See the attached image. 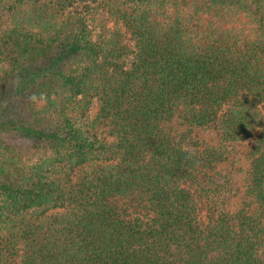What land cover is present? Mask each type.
I'll use <instances>...</instances> for the list:
<instances>
[{
  "label": "trees",
  "instance_id": "trees-1",
  "mask_svg": "<svg viewBox=\"0 0 264 264\" xmlns=\"http://www.w3.org/2000/svg\"><path fill=\"white\" fill-rule=\"evenodd\" d=\"M0 133V264H264V0H0Z\"/></svg>",
  "mask_w": 264,
  "mask_h": 264
},
{
  "label": "rangeland",
  "instance_id": "rangeland-1",
  "mask_svg": "<svg viewBox=\"0 0 264 264\" xmlns=\"http://www.w3.org/2000/svg\"><path fill=\"white\" fill-rule=\"evenodd\" d=\"M97 111V105L95 104L90 112L91 116H94ZM173 128H178V130H184L185 127H181L178 123H172ZM196 136L203 147L220 149L221 147V138L217 128L211 127L209 129L198 130ZM0 146L9 148L11 152L18 153L27 164H31L34 161L35 147L32 142L28 140H22L18 137L6 135L0 133ZM252 146V139L247 140L235 147L234 149H229L225 154L226 157L220 160L218 163V169L221 172H226L230 174L232 181L236 187L237 193L231 199L229 203V209L232 212H237L241 207L243 202L250 201L246 197V187L248 179V171L250 169V149ZM16 153V154H17ZM223 151L220 152V154Z\"/></svg>",
  "mask_w": 264,
  "mask_h": 264
}]
</instances>
